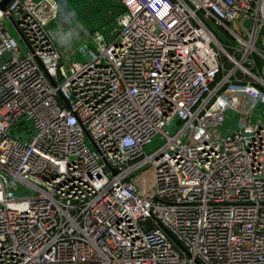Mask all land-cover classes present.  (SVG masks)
I'll return each mask as SVG.
<instances>
[{"label":"built area","instance_id":"1","mask_svg":"<svg viewBox=\"0 0 264 264\" xmlns=\"http://www.w3.org/2000/svg\"><path fill=\"white\" fill-rule=\"evenodd\" d=\"M0 264H264V0H11Z\"/></svg>","mask_w":264,"mask_h":264},{"label":"rangeland","instance_id":"2","mask_svg":"<svg viewBox=\"0 0 264 264\" xmlns=\"http://www.w3.org/2000/svg\"><path fill=\"white\" fill-rule=\"evenodd\" d=\"M71 6L73 7L74 10H79L83 7V5L88 3V0H69ZM108 2H100L99 6H97V10L98 12H100L99 9H101L102 7H104V9H111L113 7H110L109 4H107ZM113 11V10H112ZM116 12V11H115ZM91 14H87L86 17L89 18ZM93 20L92 22H90L91 25H96V27L98 28V30L105 36H108V32L113 28V22L111 21V18L109 16H107L104 13H93ZM81 19L85 20L84 17L81 16ZM87 23V22H86ZM10 32L12 33L13 36H15L13 30L10 28L9 25H7ZM229 43H231L229 41ZM162 144V141L158 140L157 138L153 139L152 143L149 144L148 146H145L144 148V152L146 154L152 152L154 149L158 148L160 145Z\"/></svg>","mask_w":264,"mask_h":264},{"label":"water","instance_id":"3","mask_svg":"<svg viewBox=\"0 0 264 264\" xmlns=\"http://www.w3.org/2000/svg\"><path fill=\"white\" fill-rule=\"evenodd\" d=\"M10 1L11 0H1V2H0V11H4L6 9V6L10 3Z\"/></svg>","mask_w":264,"mask_h":264},{"label":"crops","instance_id":"4","mask_svg":"<svg viewBox=\"0 0 264 264\" xmlns=\"http://www.w3.org/2000/svg\"><path fill=\"white\" fill-rule=\"evenodd\" d=\"M67 1V5H68V7H71L72 8V6H71V4H70V2H69V0H66ZM66 11H67V8H66ZM77 11V10H76ZM78 11H80V9L78 10ZM84 16V15H83ZM82 16V17H83ZM69 20H71L72 21V18L71 17H69Z\"/></svg>","mask_w":264,"mask_h":264}]
</instances>
